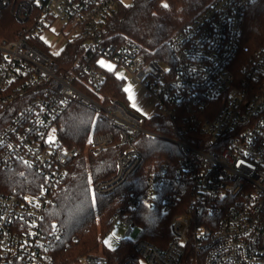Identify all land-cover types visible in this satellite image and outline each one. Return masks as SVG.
Here are the masks:
<instances>
[{
	"label": "built area",
	"instance_id": "built-area-1",
	"mask_svg": "<svg viewBox=\"0 0 264 264\" xmlns=\"http://www.w3.org/2000/svg\"><path fill=\"white\" fill-rule=\"evenodd\" d=\"M256 1L213 0L174 35L168 54L154 58L107 33L124 0H0V15L8 10L20 24L14 37L0 36V114L12 115L0 130V170L22 167L34 176L26 189L0 190V264H109L103 254L60 252L46 211L85 152L125 146L96 195L136 174L139 137L166 138L145 127L156 114L172 123L179 155L154 164L146 190L124 196L111 217L109 231L124 226L121 239L144 260L124 264H264V45L245 43L243 28ZM71 45L75 59L62 70L58 58ZM118 69L135 88L126 89L127 103L104 93L110 76L127 86ZM74 103L106 126L94 128L85 150L62 145L59 122ZM161 188L165 212L184 203L166 247L143 239L130 213L152 206Z\"/></svg>",
	"mask_w": 264,
	"mask_h": 264
},
{
	"label": "trees",
	"instance_id": "trees-1",
	"mask_svg": "<svg viewBox=\"0 0 264 264\" xmlns=\"http://www.w3.org/2000/svg\"><path fill=\"white\" fill-rule=\"evenodd\" d=\"M213 0H133L130 4L121 2L108 17L106 30L113 38H121L138 43L143 51L154 58L168 54L169 43L176 33L181 31L196 15L205 10ZM20 24L9 12L0 15V36L12 38ZM244 41L254 48L264 45V0L253 3L244 18ZM75 46H69L58 58L61 69L66 70L74 61ZM108 98H118L127 103L126 85L116 77L110 76L105 85ZM7 111V110H6ZM11 114L14 109L8 110ZM12 116V115H11ZM0 114V130L12 118ZM96 127L106 128L97 123L96 114L77 103L72 104L59 122L62 145L80 146L85 150L89 144L90 133ZM145 127L162 136L174 138L173 125L162 115L156 114L148 119ZM157 138L141 135L137 145L143 156L140 170L109 195H96L94 187L111 178L115 172V163L124 145L111 147L100 155L85 152L71 163L69 172L59 185L46 211V225L52 233H59L57 243L59 251L68 258L76 255L103 254L109 264H124L128 260L141 263L134 250V242L121 239L115 250L102 243L112 224L111 217L119 206H123V197L131 193L146 190L145 175L154 164L177 158L178 151L168 154L163 143ZM34 177L22 167L16 171L0 170V190L13 191L26 189ZM172 187V186H171ZM167 189L161 188L152 206L141 203L132 214L141 228V237L158 247L168 246L172 235L170 223L173 215L184 210V203L164 211V198ZM186 201V195L184 197ZM75 238V240H73ZM186 264H193L188 258Z\"/></svg>",
	"mask_w": 264,
	"mask_h": 264
},
{
	"label": "rangeland",
	"instance_id": "rangeland-1",
	"mask_svg": "<svg viewBox=\"0 0 264 264\" xmlns=\"http://www.w3.org/2000/svg\"><path fill=\"white\" fill-rule=\"evenodd\" d=\"M133 0H124L125 3L130 4ZM4 12H9L8 10L4 11ZM117 76H124L127 79V86L126 89L128 91L129 94H133L135 88L133 86V84L130 82V74L124 70V69H118L116 71ZM158 134V133H157ZM161 135V134H159ZM162 136V135H161ZM165 137V136H163ZM168 138V139H166ZM166 138H157L155 140L156 143H163L165 145V148H167L168 150V154H171L172 152H175V150L177 151V146L175 143H173V141H171V137H167ZM110 229V228H109ZM109 229L107 230V232L109 231ZM125 232V227L122 225H116L115 228L111 231H109L108 233H106V235L103 238V244L104 246H106L107 248H109L110 250H115L119 244H120V240L122 235ZM101 254V253H100ZM142 263H144V260H141Z\"/></svg>",
	"mask_w": 264,
	"mask_h": 264
},
{
	"label": "snow or ice",
	"instance_id": "snow-or-ice-1",
	"mask_svg": "<svg viewBox=\"0 0 264 264\" xmlns=\"http://www.w3.org/2000/svg\"><path fill=\"white\" fill-rule=\"evenodd\" d=\"M56 55H59V53H56ZM240 163H241V164H243L244 162H243V161H241Z\"/></svg>",
	"mask_w": 264,
	"mask_h": 264
}]
</instances>
